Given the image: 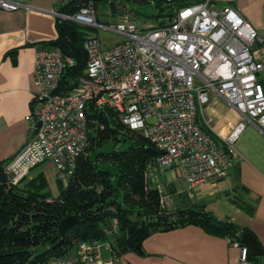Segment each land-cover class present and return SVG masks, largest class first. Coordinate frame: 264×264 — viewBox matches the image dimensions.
Masks as SVG:
<instances>
[{
    "label": "built area",
    "instance_id": "built-area-1",
    "mask_svg": "<svg viewBox=\"0 0 264 264\" xmlns=\"http://www.w3.org/2000/svg\"><path fill=\"white\" fill-rule=\"evenodd\" d=\"M162 1L171 18L158 25L141 23L131 11L115 23H101L91 1L73 14L53 11L61 20L104 29L123 40L104 47L97 35H87L85 69L64 89L62 79L76 60L59 45L36 49V89L26 116L35 121L26 144L5 162L9 184L21 183L47 160L67 184L90 144V114L106 115V105L115 120L161 150L157 169H178L189 190L228 176L240 158L235 143L246 123L264 134V35L230 6L218 7L212 0ZM29 2L0 0V9L25 8ZM213 94L243 117L235 127L213 130L206 118L209 104L217 101ZM158 190L166 207L164 186L158 184ZM228 240L239 249L238 264H254L245 244ZM106 250L109 256L103 257L100 240H83L46 264H119L108 241Z\"/></svg>",
    "mask_w": 264,
    "mask_h": 264
},
{
    "label": "trees",
    "instance_id": "trees-1",
    "mask_svg": "<svg viewBox=\"0 0 264 264\" xmlns=\"http://www.w3.org/2000/svg\"><path fill=\"white\" fill-rule=\"evenodd\" d=\"M90 1L96 7L99 0H69L58 11L73 14ZM139 1L152 2L159 7L164 3L162 0ZM115 9L114 17L127 11L134 13L125 5L118 4ZM85 28L88 27L57 19L56 41L76 60L75 67L62 79L63 89L65 83L85 69L83 42L89 35ZM115 121L117 134L104 113L90 114V144L78 158L73 174L57 197L48 191L44 177L25 184H21L23 181L9 184L4 173L5 162H0V264H46L72 250L78 242L93 239L108 241L117 256L128 251L143 255V242L152 233L188 224L241 241L242 234L249 231L247 228L219 220L204 208L179 209L174 213L165 210L158 184L153 186L149 176V167L156 164L161 150L141 132ZM119 134L129 140L127 148L99 152L95 158L90 155L96 146L107 140H118ZM100 161L111 164L115 170L102 168ZM167 214L174 217L168 219ZM69 215L76 216L78 222L60 240L58 224ZM114 219L118 231L108 235L104 232L105 225L111 228Z\"/></svg>",
    "mask_w": 264,
    "mask_h": 264
},
{
    "label": "crops",
    "instance_id": "crops-1",
    "mask_svg": "<svg viewBox=\"0 0 264 264\" xmlns=\"http://www.w3.org/2000/svg\"><path fill=\"white\" fill-rule=\"evenodd\" d=\"M68 1L30 0L25 8L12 11L0 9V162L4 163L14 156L30 137V126L35 120H26V116L31 112L36 89V49L57 39L58 17L53 11H58ZM200 1L203 0H178L177 3ZM212 1L218 7H232L258 30L263 29L264 0ZM235 146L240 158L228 176L206 181L193 190H189L187 182L176 168L162 172L152 165L149 167V176L152 182L166 188L164 193L168 199L175 197L177 207L169 212L204 208L219 220L247 228L264 248V134L246 123ZM39 177L46 179L47 189L53 197H57L66 186L57 178V169L51 160L33 168L24 180L28 182ZM143 248V255L128 251L121 253L117 262L239 263V249L232 246L226 236L211 234L194 224L169 231H156L144 240ZM252 261L254 264H264V255L253 257Z\"/></svg>",
    "mask_w": 264,
    "mask_h": 264
},
{
    "label": "rangeland",
    "instance_id": "rangeland-1",
    "mask_svg": "<svg viewBox=\"0 0 264 264\" xmlns=\"http://www.w3.org/2000/svg\"><path fill=\"white\" fill-rule=\"evenodd\" d=\"M118 4L125 5L130 9H132L138 20L145 25H158L160 22L167 23L170 21L171 18L169 17L170 15L169 8L164 3L162 4V6L159 7L152 2L142 3L139 0H99L96 6V13L99 22L106 24L115 23L116 18L113 16V14L116 12L115 7ZM85 30L87 31L88 34L97 35L101 39L104 47H111L123 40V37H121L119 34L109 32L104 29H95L88 27L85 28ZM259 32L262 35H264V29H260ZM213 99H217V101L209 104L206 110V118L207 120L209 119V122L211 123L213 130L216 133L223 131V129L229 126L235 127L237 123L243 119V117L239 114V112H237L225 100H223L222 98L218 97L215 94H213ZM201 123L203 125L202 120ZM123 138L124 137L121 134H119L118 140H115L113 138L107 140L102 145L96 146L90 152V155L95 158L96 154L99 152H112L127 148L129 146V140ZM99 163H100L99 165L102 168L109 167L113 171L115 170V167H113L109 163H105L102 161H100ZM25 180L21 184L27 183ZM152 185L156 186L157 184L155 182H152ZM52 192L54 193L53 190ZM175 200L176 199L173 196L171 199L168 198L165 199L166 207L163 206L165 210L166 208H169L168 211L169 210L172 211L173 209H176L177 206L175 204ZM171 203H173V205ZM167 216L168 219L174 217L173 214L170 215L167 214ZM116 225H117V221L114 219L111 222V228H109L108 225H105L104 232H106L108 235H111L113 232L118 231ZM100 243L102 245L103 257H108L109 252L106 250V240H100Z\"/></svg>",
    "mask_w": 264,
    "mask_h": 264
},
{
    "label": "water",
    "instance_id": "water-1",
    "mask_svg": "<svg viewBox=\"0 0 264 264\" xmlns=\"http://www.w3.org/2000/svg\"><path fill=\"white\" fill-rule=\"evenodd\" d=\"M50 46H57L58 42L56 40L49 43ZM104 112L108 116V120L110 123L111 128L113 129L114 133H118V130L115 128L116 121L114 117V110L110 106H104L103 107ZM78 222V219L76 216H66L62 218L58 224V235L60 240L64 239L66 231L73 227ZM241 242L245 244L249 249V254L252 257H259L261 255H264V248L262 247L261 243L257 239V237L254 235V233L250 231H246L241 236Z\"/></svg>",
    "mask_w": 264,
    "mask_h": 264
}]
</instances>
